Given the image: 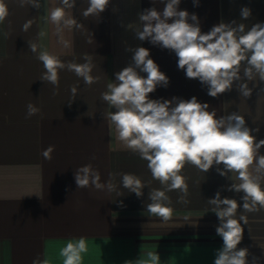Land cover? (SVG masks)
<instances>
[{
    "label": "crops",
    "instance_id": "crops-1",
    "mask_svg": "<svg viewBox=\"0 0 264 264\" xmlns=\"http://www.w3.org/2000/svg\"><path fill=\"white\" fill-rule=\"evenodd\" d=\"M4 3L8 15L0 23V264H32L45 256L52 264H62L60 249L79 237L88 243L84 264H124L147 259L149 252L158 253L160 264H213L214 251L223 241L215 232L219 220L206 201L221 190V198L236 199L241 205L239 216L243 193L227 191L232 181L220 176L216 166L203 173L186 165L182 175L189 203H178L179 193L174 190L166 193L171 218L165 222L150 214L148 193L162 186L152 179L147 162L116 140L114 126L105 118L114 109L101 100V93L115 80L114 73L130 63L133 53L126 48L142 46L169 77V85L158 87L149 94L151 99L195 96L218 116L239 112L249 128L260 129L253 132L258 141L264 139V93L260 92L264 83L253 88L248 99L240 97L235 84L231 91L210 97L206 86L178 69L174 52L136 39L137 13L153 6L162 9L160 0L154 5L152 0H110L100 16L87 18L82 16L87 0H77L72 15L80 27L64 30L67 48L45 19L58 0H41L40 10L20 7L18 0ZM244 6L252 10L250 19L243 21L246 26L264 22V0H199L198 7L193 0H181L179 8L196 13L201 30L207 32L221 21H240ZM29 20L31 26L24 31ZM29 41L65 63H83V55H90L96 65L92 74L99 81L89 87L73 72L61 70L59 91L53 95L54 86L40 80L43 65L30 51ZM73 85L78 91L69 105ZM29 103L40 112L26 119ZM50 145L54 151L46 159L42 152ZM260 153L264 155V147ZM87 164L100 172L101 182L108 180L109 173L118 174L114 182L122 195L91 186L77 189L74 171ZM123 173L135 174L146 184L142 197L122 188L119 174ZM245 215L248 223L238 247L248 248L249 261L259 257V264H264V210Z\"/></svg>",
    "mask_w": 264,
    "mask_h": 264
},
{
    "label": "clouds",
    "instance_id": "clouds-1",
    "mask_svg": "<svg viewBox=\"0 0 264 264\" xmlns=\"http://www.w3.org/2000/svg\"><path fill=\"white\" fill-rule=\"evenodd\" d=\"M162 9L145 8L137 13V26L133 32L140 41H149L174 52L177 67L185 72L186 78L197 79L206 86L207 95L216 98L231 91L235 84L240 97H251L253 88L264 83V22L253 23L250 27L243 21L252 16V10L244 6L240 9V21L229 23L221 21L207 32L201 30L196 13L180 10L181 0H160ZM20 7L32 6L41 9V0H18ZM88 7L82 16H100L108 7L110 0H87ZM154 5V0H152ZM77 0H58L45 19L55 26L59 42L69 47L63 39L65 29L79 28L72 10ZM195 7L199 0H193ZM116 11V9H113ZM8 15L4 0H0V23ZM32 21L23 25L27 31ZM131 28L132 25H127ZM29 49L43 65L40 80L54 86L53 95L59 91V72L67 70L82 79L86 86L97 83L94 76L96 65L93 58L83 55V63L62 62L48 51H38V45L28 42ZM133 53L130 63L114 73L115 80L108 83L101 100L114 111L106 113L105 118L114 126L116 140L126 150L137 154L147 162L152 179L162 186L148 193L147 211L168 221L173 209L170 197L166 194L178 191V203H189L188 184L182 170L192 165L200 172L207 173L213 166L220 176L227 177L232 183L227 191L243 193L241 205L236 199L221 198V190L206 202L219 220L215 228L216 235L223 244L214 251L213 264H259V257L249 261L248 248L238 247L248 223L245 213L264 210V139L257 141L245 118L239 112L218 116L215 109L209 110L208 103H201L197 97L182 99H151L149 94L158 87H167L169 77L160 70L159 65L150 58V50L145 47L126 48ZM146 73V75H141ZM253 87H249V84ZM78 86L70 88L69 105L77 96ZM264 93V88H260ZM40 109L29 103L26 105V119L38 114ZM54 146H48L42 155L51 159ZM92 159H96L95 155ZM223 165V168H220ZM229 173L231 175L229 176ZM116 173H109L106 182H101V174L91 164L75 169L74 181L77 189L93 187L98 191L116 192L114 182ZM120 185L138 198L144 195L146 186L141 178L132 173L119 174ZM223 190V188H222ZM123 206V202H120ZM187 219V217H185ZM88 252L86 238L69 239L59 251L62 264H84V255ZM147 259L126 260L124 264H160L158 253L149 252ZM32 264H52L50 258H37Z\"/></svg>",
    "mask_w": 264,
    "mask_h": 264
}]
</instances>
